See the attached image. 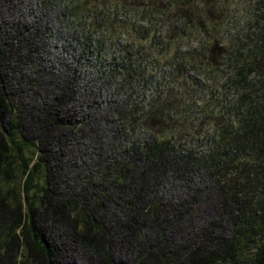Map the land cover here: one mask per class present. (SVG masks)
Listing matches in <instances>:
<instances>
[{"label": "trees", "instance_id": "obj_1", "mask_svg": "<svg viewBox=\"0 0 264 264\" xmlns=\"http://www.w3.org/2000/svg\"><path fill=\"white\" fill-rule=\"evenodd\" d=\"M238 16L0 0V264H264V0Z\"/></svg>", "mask_w": 264, "mask_h": 264}, {"label": "rangeland", "instance_id": "obj_2", "mask_svg": "<svg viewBox=\"0 0 264 264\" xmlns=\"http://www.w3.org/2000/svg\"><path fill=\"white\" fill-rule=\"evenodd\" d=\"M256 1L257 0H229V2H231V4H232L233 12H235L236 15L237 14L239 15L237 20H235V23H237L238 26L240 25L241 20L245 21L246 19H248V17L250 16V13H251V6H254L256 4ZM166 6H167V3H165V8H166ZM204 10H207V7H205ZM209 10H210V12L212 11V14L209 13L207 10V12L209 14H206V17L210 21H212V25H215L218 22L217 17L220 14H218L217 12H214L213 11L214 8L209 7ZM162 28H163V26H162ZM211 31H212V35L215 36V38L222 40V44H219V49L217 50V54H219L221 49H222L221 52H224L223 50H227L231 47L232 41L228 38H224L225 36H222L223 35L222 34L223 28H218V31L215 33V32H213V27H212ZM231 98H232V96H231Z\"/></svg>", "mask_w": 264, "mask_h": 264}]
</instances>
